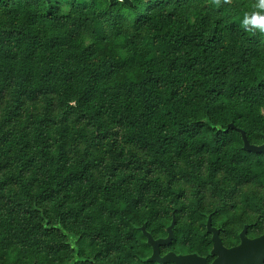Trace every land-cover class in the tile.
I'll return each mask as SVG.
<instances>
[{
  "label": "trees",
  "instance_id": "16d2710c",
  "mask_svg": "<svg viewBox=\"0 0 264 264\" xmlns=\"http://www.w3.org/2000/svg\"><path fill=\"white\" fill-rule=\"evenodd\" d=\"M255 2L0 0V264H153L173 214L205 251L209 215L264 232Z\"/></svg>",
  "mask_w": 264,
  "mask_h": 264
},
{
  "label": "water",
  "instance_id": "95a60500",
  "mask_svg": "<svg viewBox=\"0 0 264 264\" xmlns=\"http://www.w3.org/2000/svg\"><path fill=\"white\" fill-rule=\"evenodd\" d=\"M115 1V0H110ZM126 3H131L132 0H121ZM242 138L244 141V149L255 152L264 151V142L261 145H253L249 142L246 134L242 131ZM210 217L208 218L207 226L210 225ZM175 225V218L171 224L167 227L168 236L167 239L154 240L153 236L146 230L145 226H142V231L147 237V242L152 246V255L149 261H163L160 258L157 245L159 243L166 242L169 238L173 236V228ZM209 230V228H208ZM213 232V248L211 252L218 254L215 262L213 264H263L264 263V233L260 236L249 238L247 237L246 226L240 232V243L234 247H226L223 245L221 239L218 237L217 230Z\"/></svg>",
  "mask_w": 264,
  "mask_h": 264
},
{
  "label": "flooded vegetation",
  "instance_id": "af4514ba",
  "mask_svg": "<svg viewBox=\"0 0 264 264\" xmlns=\"http://www.w3.org/2000/svg\"><path fill=\"white\" fill-rule=\"evenodd\" d=\"M173 217L175 218L174 214L172 215L171 222L173 220ZM209 217H210V221H211L210 225L207 226L208 219L205 222V233L209 234V238L211 240V245L207 251L198 248L200 246H194L192 248V246L184 240L183 236L179 237L178 241L175 240V228H176V220H175L172 238L171 239L169 238L166 242L159 243L157 245L158 251L160 254V258L161 259L164 258V260L159 261V262L158 261H150V262H152L153 264H213L215 262L216 258L218 257V254L211 252V250L213 248V238H212L213 232L212 231L217 230L216 235H218V237L221 239L223 245L228 247V248L237 246L240 243V232L243 230V228L245 226L247 229L246 234H247V237H249V238H254V237L260 236L261 234L264 233L263 232V233H260L259 235L251 236L248 232V224H245L243 226V228L238 232L239 241L235 244L229 245V244L224 243V241L221 237V233L224 230L223 226L220 224H214L212 219H211V215H209L208 218ZM171 222L166 226V229H165L166 235H164L162 237H153V239L154 240H158V239L165 240V239H167V236H168L167 227L171 224ZM142 226H145V225H142ZM142 226H141V230H142ZM208 228H209V230H208ZM149 233L152 235L151 232H149ZM144 237L146 239V243L148 244L147 237L145 236V234H144ZM148 245H150V244H148ZM150 247H151V253L147 258L148 261L152 255V252H153L151 245H150Z\"/></svg>",
  "mask_w": 264,
  "mask_h": 264
},
{
  "label": "clouds",
  "instance_id": "9594fccd",
  "mask_svg": "<svg viewBox=\"0 0 264 264\" xmlns=\"http://www.w3.org/2000/svg\"><path fill=\"white\" fill-rule=\"evenodd\" d=\"M211 3L220 8L223 5L231 4L232 0H211ZM242 27L248 32L264 34V0H256L253 11L244 15Z\"/></svg>",
  "mask_w": 264,
  "mask_h": 264
}]
</instances>
